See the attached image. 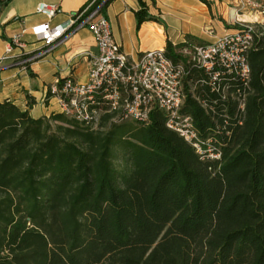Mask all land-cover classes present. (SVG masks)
Instances as JSON below:
<instances>
[{"label": "trees", "instance_id": "1", "mask_svg": "<svg viewBox=\"0 0 264 264\" xmlns=\"http://www.w3.org/2000/svg\"><path fill=\"white\" fill-rule=\"evenodd\" d=\"M137 1V27L158 20ZM183 45L163 48L184 70L181 112L218 157L159 109L121 119L100 102L85 121L0 101V264H264V26L247 78L213 80Z\"/></svg>", "mask_w": 264, "mask_h": 264}, {"label": "built area", "instance_id": "2", "mask_svg": "<svg viewBox=\"0 0 264 264\" xmlns=\"http://www.w3.org/2000/svg\"><path fill=\"white\" fill-rule=\"evenodd\" d=\"M107 1L88 0L64 23L55 24L50 23V19L57 14L58 4L39 2L36 12L43 14L46 20L29 29L39 45L18 55L14 64L25 67L55 49L71 34L86 28L95 41L97 52L88 60L85 81L67 75L49 86L59 112L85 121L96 120L99 112L95 106L102 102L107 111L115 112L121 119L146 120L151 110L159 109L165 114L166 127L180 135L197 154L202 158L218 157L217 153L202 149L192 118L181 112L183 67L159 48L144 50L136 59L129 58L114 40L111 25L104 15ZM240 12L255 18L240 19ZM235 15L232 29L210 42L184 41L180 49L182 56L209 73L213 80L218 77L219 69L247 78L246 52L252 33L264 26L258 18H264V0H236ZM206 31L214 34L212 27ZM20 36L21 33L15 34L5 47L0 56V70L7 66L3 61L11 54L13 46L24 47Z\"/></svg>", "mask_w": 264, "mask_h": 264}, {"label": "crops", "instance_id": "3", "mask_svg": "<svg viewBox=\"0 0 264 264\" xmlns=\"http://www.w3.org/2000/svg\"><path fill=\"white\" fill-rule=\"evenodd\" d=\"M58 4L57 14L50 23H64L88 0H0V56L15 34L21 33L23 48L13 46L11 54L3 61L6 67L0 70V101L8 98L34 116L48 115L57 110L53 96L45 98L49 86L56 79L70 75L77 81H85L88 60L97 49L91 33L82 28L45 56L29 62L25 67L14 64V59L39 45L29 32L32 25L44 22L46 17L36 12L41 2ZM148 12L158 20H145L138 27L133 11L139 8L137 0H110L104 8L114 40L131 59L147 49H163L166 39L181 43L189 35L203 42H210L232 29L236 0H208V8L200 0H146ZM240 19H253L246 12L238 14ZM257 18V17H256ZM259 21L264 23V18ZM212 27L214 34L207 33ZM29 97L34 103L29 107Z\"/></svg>", "mask_w": 264, "mask_h": 264}, {"label": "rangeland", "instance_id": "4", "mask_svg": "<svg viewBox=\"0 0 264 264\" xmlns=\"http://www.w3.org/2000/svg\"><path fill=\"white\" fill-rule=\"evenodd\" d=\"M259 25V24H258ZM259 28H260V26H259ZM261 28H263V26H261Z\"/></svg>", "mask_w": 264, "mask_h": 264}]
</instances>
